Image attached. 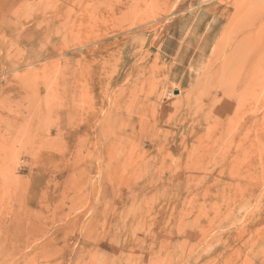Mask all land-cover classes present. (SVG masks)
Wrapping results in <instances>:
<instances>
[{
    "label": "rangeland",
    "instance_id": "rangeland-1",
    "mask_svg": "<svg viewBox=\"0 0 264 264\" xmlns=\"http://www.w3.org/2000/svg\"><path fill=\"white\" fill-rule=\"evenodd\" d=\"M263 21L0 0V264H264V52L254 87L228 60Z\"/></svg>",
    "mask_w": 264,
    "mask_h": 264
},
{
    "label": "bare ground",
    "instance_id": "bare-ground-1",
    "mask_svg": "<svg viewBox=\"0 0 264 264\" xmlns=\"http://www.w3.org/2000/svg\"><path fill=\"white\" fill-rule=\"evenodd\" d=\"M232 26H230V27L233 29ZM243 26L245 28V25H243ZM242 28L243 27H241L239 30H241ZM246 28L249 30L250 27H247L246 26ZM246 30L243 29L244 33H242L243 31L242 32L239 31L240 32V33L238 32L239 37L238 36H234L236 38H233L232 37L231 42H230L231 44L228 45L229 48L231 47L230 52L234 51L233 53H230V57L228 58V60H231V62H232L233 65H235V64L238 63V65L240 66V68H238L239 69V72H240V75L236 71H235V75L239 76V78L241 76V79L240 80L241 81H244L245 84H246V81L247 82L249 81L247 79V77L248 78H251V79H253V78L255 79V77H257L256 76L257 73H259V70H258V67L260 66V64H259V61H260L259 57L260 56L259 55H261V53L264 52V47H263L264 46V42H261L259 40L261 38L263 39V37H264V36L261 37V35H263V34L260 33V32H263L264 31V26L261 25V27L257 31H255V32H253V31L252 32L251 31L247 32L248 30L247 31ZM230 33H232V35H233V32H230ZM238 34H236V35H238ZM259 34H261V35H259ZM257 40L259 42H261V43H259ZM251 83H252V85H251ZM247 85H249V87H250V85L252 87H254L253 86L254 83L251 80H250V83L248 82ZM243 86H244V84H243ZM241 94H244V93L242 92ZM238 97H237V99H238ZM239 101H241V100L239 99Z\"/></svg>",
    "mask_w": 264,
    "mask_h": 264
}]
</instances>
